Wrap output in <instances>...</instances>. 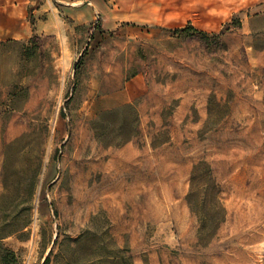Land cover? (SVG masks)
Here are the masks:
<instances>
[{
  "label": "rangeland",
  "instance_id": "1",
  "mask_svg": "<svg viewBox=\"0 0 264 264\" xmlns=\"http://www.w3.org/2000/svg\"><path fill=\"white\" fill-rule=\"evenodd\" d=\"M24 19L0 40V202L6 177L31 221L11 264H264V0H30ZM126 104L137 123L99 119ZM201 161L226 209L211 240L186 201Z\"/></svg>",
  "mask_w": 264,
  "mask_h": 264
},
{
  "label": "trees",
  "instance_id": "2",
  "mask_svg": "<svg viewBox=\"0 0 264 264\" xmlns=\"http://www.w3.org/2000/svg\"><path fill=\"white\" fill-rule=\"evenodd\" d=\"M187 29L197 31V29H195L194 27H185L182 30ZM33 50L34 48H31L27 52L29 57L32 55ZM128 108L134 111L135 121L137 123L139 120L138 112L135 106H133L132 104H126L115 110L104 111L99 116V119L101 120V118L107 113L116 112L118 110ZM99 119L95 120L93 125L96 130L97 138L101 142H104L106 138V131L102 130L98 126L100 123ZM13 143L14 142L7 145L6 159L3 168V175L5 174L4 176H6V173H8V167L10 163L8 148H10ZM200 164L205 165V171L202 175H199L197 177L196 174L198 172V167ZM199 165H195L193 168L190 190L186 196V201L192 213L196 214L199 219V238L201 240H211L215 236L220 224L226 219V209L221 202L222 189L213 175L211 166L203 161H201ZM197 178L203 181L204 187L202 189H198L195 186V180ZM3 183L5 191L1 196L0 202V264H11L13 262L17 263L16 254L9 247L5 246L4 239L11 235L17 234L18 232H24V229L28 227L31 221L29 219L30 217H28V219H26L24 223H16V218L18 217L19 213L18 211L13 212L12 210H10L11 204L9 202V199L12 197V195L10 194L11 187L6 177H3ZM35 185V181H28L27 183H25V193H23L25 196V204L23 208L26 211L30 210L29 200L34 193ZM118 257H120L121 259V264H132V261L127 256L119 254ZM49 261L50 255L46 257L44 264H48Z\"/></svg>",
  "mask_w": 264,
  "mask_h": 264
},
{
  "label": "crops",
  "instance_id": "3",
  "mask_svg": "<svg viewBox=\"0 0 264 264\" xmlns=\"http://www.w3.org/2000/svg\"><path fill=\"white\" fill-rule=\"evenodd\" d=\"M29 1L0 0V40L8 38L19 40L30 35V31L24 26Z\"/></svg>",
  "mask_w": 264,
  "mask_h": 264
},
{
  "label": "water",
  "instance_id": "4",
  "mask_svg": "<svg viewBox=\"0 0 264 264\" xmlns=\"http://www.w3.org/2000/svg\"><path fill=\"white\" fill-rule=\"evenodd\" d=\"M202 17H204L203 12H194L193 13V18H202Z\"/></svg>",
  "mask_w": 264,
  "mask_h": 264
}]
</instances>
